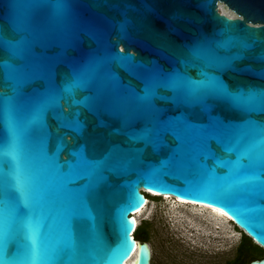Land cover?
I'll return each instance as SVG.
<instances>
[{
    "label": "water",
    "instance_id": "1",
    "mask_svg": "<svg viewBox=\"0 0 264 264\" xmlns=\"http://www.w3.org/2000/svg\"><path fill=\"white\" fill-rule=\"evenodd\" d=\"M0 144V264H125L145 191L264 248V0H0Z\"/></svg>",
    "mask_w": 264,
    "mask_h": 264
},
{
    "label": "rangeland",
    "instance_id": "2",
    "mask_svg": "<svg viewBox=\"0 0 264 264\" xmlns=\"http://www.w3.org/2000/svg\"><path fill=\"white\" fill-rule=\"evenodd\" d=\"M225 9L228 10L222 3L218 4L221 13ZM154 197L156 198L149 199V204L144 206L141 215L137 218L138 223L147 222L148 244L151 250L150 264H225L232 259L241 235V230L233 222H228L227 232L217 230V236H211L209 242L205 235H201L198 243L194 231L188 228L187 231L192 234L188 236V232L183 231L178 224L169 222L165 204L167 198L163 195H154ZM173 199L170 198L171 201ZM180 210L193 221L197 220L203 227L207 226L206 222L195 219L185 209ZM183 232L187 233L188 237ZM226 234L227 236H224Z\"/></svg>",
    "mask_w": 264,
    "mask_h": 264
},
{
    "label": "bare ground",
    "instance_id": "3",
    "mask_svg": "<svg viewBox=\"0 0 264 264\" xmlns=\"http://www.w3.org/2000/svg\"><path fill=\"white\" fill-rule=\"evenodd\" d=\"M223 13L228 16L233 15L230 11L226 9L223 11ZM163 196L164 198H167L165 200V204H166V208L168 209L167 218L169 222H172L173 224H178L179 227L183 231L188 232L187 231L188 228L194 231V234L198 238L196 240L198 243L200 242L199 240H200L201 235H205L207 242H209V238L211 236H217V230H221L222 232H227V230L229 229L228 222L230 221V219L221 210L214 208V207H209L201 203H195V202L186 201L183 199H177L173 195H163ZM170 198L172 199L174 198L173 199L174 201L173 200L171 201ZM146 204L147 205L149 204V199L146 200V203L144 204V206ZM144 206L131 214L135 222V225L138 224L137 218L139 215H141V211L144 208ZM180 209H185L195 219L197 218V219L203 220L204 222L207 223L208 227L207 226L203 227L197 220L193 221L191 217L182 213ZM183 234L185 236L187 235V233L185 234L184 232ZM191 235L192 234L188 232V236H191ZM224 236H227V234ZM137 245H138V242L136 240V249L133 252L132 256L125 262V264L134 263L136 259V254H137Z\"/></svg>",
    "mask_w": 264,
    "mask_h": 264
},
{
    "label": "trees",
    "instance_id": "4",
    "mask_svg": "<svg viewBox=\"0 0 264 264\" xmlns=\"http://www.w3.org/2000/svg\"><path fill=\"white\" fill-rule=\"evenodd\" d=\"M146 199L156 198L148 193H144ZM238 228V227H237ZM133 236L137 241L149 240L147 222L140 221L135 225ZM264 257V248L259 246L254 240L241 230L239 241L235 247V253L232 259L226 261L225 264H248L253 259Z\"/></svg>",
    "mask_w": 264,
    "mask_h": 264
},
{
    "label": "snow or ice",
    "instance_id": "5",
    "mask_svg": "<svg viewBox=\"0 0 264 264\" xmlns=\"http://www.w3.org/2000/svg\"><path fill=\"white\" fill-rule=\"evenodd\" d=\"M213 90H214V92H216L219 95L231 98L233 101H239V99H240L239 97H235L231 93H228L226 89H224L222 86H220L218 84L213 85ZM195 91H198V89ZM2 146L3 145L0 144V147H2ZM11 198H12V193L6 192L5 196H4V202L5 203L9 202L11 200ZM16 245H17V251L15 253H13L12 257H9V258H13L14 256L20 254L21 250H31V251H39L40 250V241H38V240H34L31 245L26 244L23 240H17ZM5 256H8L7 245H5Z\"/></svg>",
    "mask_w": 264,
    "mask_h": 264
},
{
    "label": "clouds",
    "instance_id": "6",
    "mask_svg": "<svg viewBox=\"0 0 264 264\" xmlns=\"http://www.w3.org/2000/svg\"><path fill=\"white\" fill-rule=\"evenodd\" d=\"M155 194V193H154ZM158 196H160V195H158ZM146 200H148V199H146ZM232 222V221H231ZM135 228V227H134ZM239 228V227H238ZM240 229V228H239ZM134 230V229H133ZM240 230H242V229H240ZM243 231V230H242ZM150 263V262H149Z\"/></svg>",
    "mask_w": 264,
    "mask_h": 264
}]
</instances>
